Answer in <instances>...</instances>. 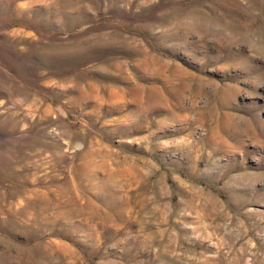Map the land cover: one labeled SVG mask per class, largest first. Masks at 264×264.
<instances>
[{
	"label": "rangeland",
	"instance_id": "374dc122",
	"mask_svg": "<svg viewBox=\"0 0 264 264\" xmlns=\"http://www.w3.org/2000/svg\"><path fill=\"white\" fill-rule=\"evenodd\" d=\"M0 264H264V0H0Z\"/></svg>",
	"mask_w": 264,
	"mask_h": 264
}]
</instances>
